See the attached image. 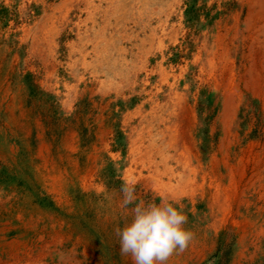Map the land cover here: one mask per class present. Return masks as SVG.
<instances>
[{"label": "rangeland", "instance_id": "1", "mask_svg": "<svg viewBox=\"0 0 264 264\" xmlns=\"http://www.w3.org/2000/svg\"><path fill=\"white\" fill-rule=\"evenodd\" d=\"M124 181L264 264V0H0V264H131Z\"/></svg>", "mask_w": 264, "mask_h": 264}, {"label": "clouds", "instance_id": "2", "mask_svg": "<svg viewBox=\"0 0 264 264\" xmlns=\"http://www.w3.org/2000/svg\"><path fill=\"white\" fill-rule=\"evenodd\" d=\"M134 182L124 181L119 189L122 205L130 209L123 226L116 227L120 254L131 264H167L173 255L183 253L195 234L185 225L188 217L173 202L138 200Z\"/></svg>", "mask_w": 264, "mask_h": 264}, {"label": "bare ground", "instance_id": "3", "mask_svg": "<svg viewBox=\"0 0 264 264\" xmlns=\"http://www.w3.org/2000/svg\"><path fill=\"white\" fill-rule=\"evenodd\" d=\"M122 6V5H121ZM154 15V14H153ZM150 18H151V16H150ZM142 26V25H141ZM144 26V25H143ZM151 27V26H150ZM144 29V28H143ZM143 31V30H142ZM145 34V33H144ZM124 49V48H123ZM164 168V167H163ZM171 171V170H170ZM35 261V260H34Z\"/></svg>", "mask_w": 264, "mask_h": 264}]
</instances>
